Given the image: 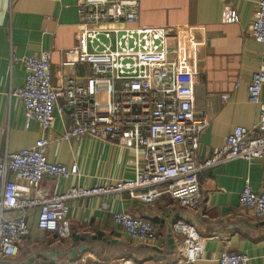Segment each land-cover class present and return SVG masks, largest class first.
I'll return each instance as SVG.
<instances>
[{
  "label": "built area",
  "instance_id": "2783aa9c",
  "mask_svg": "<svg viewBox=\"0 0 264 264\" xmlns=\"http://www.w3.org/2000/svg\"><path fill=\"white\" fill-rule=\"evenodd\" d=\"M77 8L76 40L65 52V64H89L91 81L74 76L54 85L51 54L42 51L22 58L25 83L11 92L23 102L27 121L39 122L41 135L34 146L0 156V258L18 253V240L29 234L28 219L37 209L38 227L64 239L72 233L68 212L75 200L127 192L143 204L167 195L196 208L203 198L202 171L235 158L264 159V0H258L249 29L250 36L262 45L261 64L248 86V100L260 110L258 120L251 128L235 126L222 146L213 148L202 161H197L196 153L211 118L206 108L195 107L197 81L189 80L185 89L179 84L168 42L173 30L139 24V0H78ZM223 21H238L236 10L227 7ZM67 108L71 123L60 138L92 136L132 148L133 178L81 185L77 163L67 167L49 159L56 116ZM47 178L77 181L57 192L44 185ZM240 204L254 218H264V190L255 192L248 181L240 193ZM101 207L109 208L108 202L103 201ZM113 217L128 237L147 244L161 241L153 220L118 211ZM173 230L180 239L176 259L170 264H197L205 254L208 237L186 218L178 219ZM249 259L246 252L227 246L219 264H248Z\"/></svg>",
  "mask_w": 264,
  "mask_h": 264
},
{
  "label": "crops",
  "instance_id": "0c3cea01",
  "mask_svg": "<svg viewBox=\"0 0 264 264\" xmlns=\"http://www.w3.org/2000/svg\"><path fill=\"white\" fill-rule=\"evenodd\" d=\"M77 1L0 0V156L34 146L41 135L39 122L27 121L23 102L11 93L25 83L24 56L49 51L54 85L74 76L82 82L91 81L89 64H65V52L76 40ZM139 2V24L173 30L168 42L179 84L185 89L189 80L197 81L195 107L209 111L211 121L201 134L196 153L197 161H202L213 148L222 146L235 126L251 128L258 120L259 107L248 100V86L262 58V45L249 34L258 0ZM227 7L236 10L238 21H223ZM223 94L228 95L223 98ZM261 97L264 101V87ZM70 113L67 108L56 116L47 150L49 159L67 167L77 163L81 185L93 186L108 178H133L136 163L132 148L92 136L81 140L60 138L71 123ZM199 178L203 198L196 208L167 195L153 204H143L127 192L75 200L68 212L72 233L64 239L38 227L37 209L28 219L29 234L18 240V253L0 258V264H170L176 259L180 239L169 223L172 218L193 221L208 237L205 254L197 264H219L227 246L232 251L246 252L250 256L248 264H264V218H254L240 204L247 181L255 192L264 190V159L235 158L202 171ZM76 181L47 178L44 185H49L50 191L61 192ZM103 201L109 208L101 207ZM115 211L153 220L161 241L147 244L128 237L114 220ZM170 226L175 247L168 254ZM84 233H99L108 242L96 239L93 248L88 245L77 256L67 255L72 235Z\"/></svg>",
  "mask_w": 264,
  "mask_h": 264
},
{
  "label": "water",
  "instance_id": "95a60500",
  "mask_svg": "<svg viewBox=\"0 0 264 264\" xmlns=\"http://www.w3.org/2000/svg\"><path fill=\"white\" fill-rule=\"evenodd\" d=\"M163 218H155L156 221L158 222H162ZM176 222L175 218H172L169 223L170 225H173ZM169 245H170V249L168 254L173 253L174 247H175V242H174V238L172 237V226H170L169 228ZM96 239H100L103 240L105 242H108L106 240V238H104L101 234H97V235H88L86 233L84 234H73L72 235V244L69 246L67 255L69 256H77L79 253L85 252L88 249V245L90 248H93V244L92 242ZM83 242V244L80 245V242ZM154 249H158L157 247H154Z\"/></svg>",
  "mask_w": 264,
  "mask_h": 264
}]
</instances>
